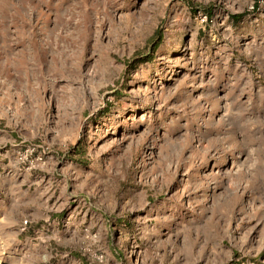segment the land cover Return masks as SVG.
Here are the masks:
<instances>
[{
    "label": "rangeland",
    "instance_id": "1",
    "mask_svg": "<svg viewBox=\"0 0 264 264\" xmlns=\"http://www.w3.org/2000/svg\"><path fill=\"white\" fill-rule=\"evenodd\" d=\"M255 1L0 0V264H264Z\"/></svg>",
    "mask_w": 264,
    "mask_h": 264
},
{
    "label": "built area",
    "instance_id": "2",
    "mask_svg": "<svg viewBox=\"0 0 264 264\" xmlns=\"http://www.w3.org/2000/svg\"><path fill=\"white\" fill-rule=\"evenodd\" d=\"M255 3L258 8L264 7V0H257ZM252 9H254V7H252ZM205 20L206 16L200 18V22L202 23L205 22ZM15 163L20 167L19 170L23 169L24 171H32L33 169L42 168L45 165L46 160L34 146H26L15 154ZM27 224L28 220H23L20 223L19 231H25ZM92 238L96 239L97 235L93 234ZM94 260L96 262L102 263L104 261L103 254H94Z\"/></svg>",
    "mask_w": 264,
    "mask_h": 264
},
{
    "label": "crops",
    "instance_id": "3",
    "mask_svg": "<svg viewBox=\"0 0 264 264\" xmlns=\"http://www.w3.org/2000/svg\"><path fill=\"white\" fill-rule=\"evenodd\" d=\"M0 139L3 140V139H5V137L0 135ZM3 156L7 158L8 165L14 164V166H15V150L6 151V154H4ZM5 186L6 185H2V186L0 185V195L3 194V190H4L3 188H5Z\"/></svg>",
    "mask_w": 264,
    "mask_h": 264
},
{
    "label": "trees",
    "instance_id": "4",
    "mask_svg": "<svg viewBox=\"0 0 264 264\" xmlns=\"http://www.w3.org/2000/svg\"><path fill=\"white\" fill-rule=\"evenodd\" d=\"M256 1H257V0H256ZM256 1H255V2H256ZM159 42H160V38H159L158 36H156L155 39H153V41L151 42V44H150V48H151L152 50L156 49L157 46L159 45Z\"/></svg>",
    "mask_w": 264,
    "mask_h": 264
}]
</instances>
